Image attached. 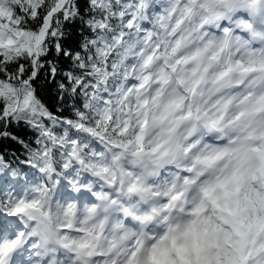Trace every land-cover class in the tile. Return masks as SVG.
I'll return each mask as SVG.
<instances>
[{"label": "clouds", "instance_id": "clouds-1", "mask_svg": "<svg viewBox=\"0 0 264 264\" xmlns=\"http://www.w3.org/2000/svg\"><path fill=\"white\" fill-rule=\"evenodd\" d=\"M105 6L115 23L97 37L95 99L81 116L72 98L75 154L50 157L28 182L17 254L264 264V0Z\"/></svg>", "mask_w": 264, "mask_h": 264}, {"label": "snow or ice", "instance_id": "snow-or-ice-1", "mask_svg": "<svg viewBox=\"0 0 264 264\" xmlns=\"http://www.w3.org/2000/svg\"><path fill=\"white\" fill-rule=\"evenodd\" d=\"M121 16L126 29H131L134 18ZM107 22L115 20L105 0H0V264H18L17 252L25 233L17 231L16 218L23 210L24 198L34 191L27 188L31 176L24 181L7 180L9 175L18 177L19 170L11 166L3 145L11 142L24 148L27 156L19 163L30 173L37 169L44 172L42 165L50 157L75 154L82 125L73 128L79 117L65 106L75 97L73 107L82 116L88 108L86 94L95 99L96 82L91 72L99 46L97 37L102 29L107 30ZM74 25L86 34L77 36ZM42 72L57 86L55 111L41 98L38 81ZM81 96L85 97L83 105ZM21 125L37 133L35 146L17 131Z\"/></svg>", "mask_w": 264, "mask_h": 264}, {"label": "trees", "instance_id": "trees-1", "mask_svg": "<svg viewBox=\"0 0 264 264\" xmlns=\"http://www.w3.org/2000/svg\"><path fill=\"white\" fill-rule=\"evenodd\" d=\"M72 27L75 28V34L77 36H83L86 34L81 27L76 26V25ZM69 30H71V28ZM56 79L58 80L59 77H57ZM38 87L41 92V98L48 104L49 107L53 109V111H55L56 110L55 104L59 100V96H58L57 86L55 83H53V78L46 77L45 74L42 72L41 79L38 81ZM72 103H73L72 99H69L65 106L66 109L70 110ZM64 115H68V111H65ZM17 131L21 133V135L27 142H31L33 146H35L34 137L37 135V133H34L31 129L27 128L24 125H21L17 129ZM3 153L7 155V158L9 162L11 163V166L19 170L18 177L13 178L11 175H9L7 177V180L11 181L14 179H19L20 181H23L21 177L24 174L32 177L33 173L29 172V170L27 169V166L21 165L19 163L20 160H24L27 156V152L24 150L23 147L15 143L9 142L3 145Z\"/></svg>", "mask_w": 264, "mask_h": 264}, {"label": "rangeland", "instance_id": "rangeland-1", "mask_svg": "<svg viewBox=\"0 0 264 264\" xmlns=\"http://www.w3.org/2000/svg\"><path fill=\"white\" fill-rule=\"evenodd\" d=\"M25 246H27V245H25ZM28 255V254H27ZM22 257V255L21 256H19L18 257V264L20 263V258ZM17 260V259H16ZM21 264V263H20ZM23 264V263H22ZM24 264H26V263H24Z\"/></svg>", "mask_w": 264, "mask_h": 264}, {"label": "bare ground", "instance_id": "bare-ground-1", "mask_svg": "<svg viewBox=\"0 0 264 264\" xmlns=\"http://www.w3.org/2000/svg\"><path fill=\"white\" fill-rule=\"evenodd\" d=\"M25 248H26V255H27V254H28V251H29V249H27V246H25ZM25 248H24V249H25Z\"/></svg>", "mask_w": 264, "mask_h": 264}]
</instances>
